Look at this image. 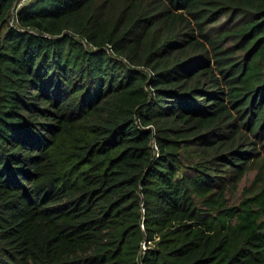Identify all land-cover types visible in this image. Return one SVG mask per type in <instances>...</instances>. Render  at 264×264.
<instances>
[{"label":"trees","instance_id":"1","mask_svg":"<svg viewBox=\"0 0 264 264\" xmlns=\"http://www.w3.org/2000/svg\"><path fill=\"white\" fill-rule=\"evenodd\" d=\"M14 2L0 264H264V0Z\"/></svg>","mask_w":264,"mask_h":264},{"label":"rangeland","instance_id":"2","mask_svg":"<svg viewBox=\"0 0 264 264\" xmlns=\"http://www.w3.org/2000/svg\"><path fill=\"white\" fill-rule=\"evenodd\" d=\"M256 151L257 156L249 159L247 163L249 168L238 181L235 177L226 176L228 174L224 175L228 185L225 193L227 207L239 206L244 200L253 198L264 190V149L258 147ZM259 172L263 183L253 186ZM260 220H264V212H262Z\"/></svg>","mask_w":264,"mask_h":264},{"label":"built area","instance_id":"3","mask_svg":"<svg viewBox=\"0 0 264 264\" xmlns=\"http://www.w3.org/2000/svg\"><path fill=\"white\" fill-rule=\"evenodd\" d=\"M29 0H16L13 7L11 8V18H10V23L14 24V18H15V13L16 10L23 4L27 3Z\"/></svg>","mask_w":264,"mask_h":264},{"label":"clouds","instance_id":"4","mask_svg":"<svg viewBox=\"0 0 264 264\" xmlns=\"http://www.w3.org/2000/svg\"><path fill=\"white\" fill-rule=\"evenodd\" d=\"M16 1V0H15ZM15 3V2H14ZM13 7V6H12ZM14 21H15V19H14ZM11 24V23H10Z\"/></svg>","mask_w":264,"mask_h":264}]
</instances>
